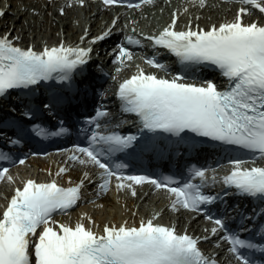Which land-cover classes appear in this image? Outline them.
<instances>
[{"label": "snow or ice", "instance_id": "snow-or-ice-1", "mask_svg": "<svg viewBox=\"0 0 264 264\" xmlns=\"http://www.w3.org/2000/svg\"><path fill=\"white\" fill-rule=\"evenodd\" d=\"M196 3L197 0H192ZM205 6L206 0H198ZM264 14V0H238ZM105 5H114L117 0H103ZM152 4L154 0H143ZM128 7L139 8L140 4ZM247 7H241L234 22L213 26L210 30L176 31V20L157 36H148L154 46L166 49L184 65H212L229 81L225 90L207 82L205 85L185 83L184 76L172 79L158 78L139 69L136 75L119 85L118 98L122 110L139 117L143 129L149 132L181 136L192 133L225 145L257 153L264 158V25L245 24L243 16L250 15ZM4 13L0 12V16ZM108 33L99 37L106 38ZM96 41H93L95 43ZM129 44L140 45L139 40L128 38ZM91 48L59 47L45 48L42 52L32 48L14 46L7 36L0 37V97L13 89H27L42 81L59 79L67 81L78 68L89 62ZM133 54L121 47L117 63L132 61ZM153 68L165 70V65L155 59L145 61ZM120 69H118L119 71ZM108 112L99 111V118ZM97 128L92 132L88 147H76L70 156L81 165L91 164L101 171L102 191L109 190L113 178L117 190L132 189L134 185L151 184L157 190L165 189L173 202L171 209L183 208L198 212L203 205H212L217 197L202 192L209 181L206 170L195 169L192 182L182 187L172 179L160 181L147 176L123 175L117 164L115 170L104 162L108 154L132 147L136 136L101 134L96 120L90 121ZM37 136L62 135L66 129L49 133L43 128L33 129ZM79 153L81 155H76ZM81 156L85 158H81ZM8 156L0 153V160ZM21 165L25 160L19 161ZM246 160H237L222 183L235 189L240 195L264 199V167L247 168ZM61 168L57 175L65 173ZM85 179L88 174L85 173ZM212 182L216 181L213 176ZM13 183L9 169L0 170V183ZM71 183V182H70ZM83 181L73 187H62L55 180L37 183L27 180L22 188H16L6 209L0 217V264H216L206 257L199 247L200 240L179 234L174 227L156 224L153 219L141 221L139 226H105L98 234L77 223L75 226L54 220L55 214H68L81 200ZM216 227L213 236L226 230L222 219L208 216ZM223 239L239 264H251L241 250L257 249L258 246L238 235L225 234Z\"/></svg>", "mask_w": 264, "mask_h": 264}, {"label": "bare ground", "instance_id": "bare-ground-1", "mask_svg": "<svg viewBox=\"0 0 264 264\" xmlns=\"http://www.w3.org/2000/svg\"><path fill=\"white\" fill-rule=\"evenodd\" d=\"M206 3L208 5L205 7L199 2L193 3L192 0L158 2L141 11L123 12L119 16L120 19H117L114 18L112 10H104L100 4H88L85 8L74 6L61 15L59 9L62 4L44 6L35 4L31 0H21V3L18 0H0V12L6 11L7 14L0 20V34L7 36L18 45H23L27 49L33 48L38 52H42L45 48L59 47L61 44L65 47L85 49L93 44V41L97 42L105 33L121 27L124 20L134 21L142 31L154 28L153 17L162 23L163 30L171 25L174 19L176 20L175 28L180 31H186L189 27L192 30H210L213 26L218 28L221 24L234 22L242 7L235 4H222L219 1ZM9 5L10 8H6ZM22 7L24 8L21 9ZM11 9L16 10L17 13H12ZM243 21L245 24L256 21L264 23V18L262 13L255 10L254 13L243 16ZM154 32L159 35L162 31ZM131 64H137V68L120 64L114 70L115 75H121L119 77L123 78L130 77L138 68L145 67L138 61H133ZM113 82L112 79L111 83ZM58 161H60L59 157L31 160L29 163L32 168L26 165L10 174L14 179L13 187L19 184L22 186L29 179L36 182L62 179L63 174L57 175L62 168L58 166ZM62 180L69 185L77 184L79 181L86 184L82 172L77 169ZM10 184L0 186V217H2L4 205L13 196V187L10 188ZM145 189L139 191L137 197H133L130 193L109 194L96 204L79 208L69 218L63 219V223L70 226L84 223L93 231L103 233L105 226L119 227L125 222L130 227L139 226L142 220L147 221L158 217L154 220L156 224L174 227L178 233H187L193 237H200L199 233L208 227L193 214L172 216L166 196L162 193L151 195L149 190Z\"/></svg>", "mask_w": 264, "mask_h": 264}, {"label": "rangeland", "instance_id": "rangeland-1", "mask_svg": "<svg viewBox=\"0 0 264 264\" xmlns=\"http://www.w3.org/2000/svg\"><path fill=\"white\" fill-rule=\"evenodd\" d=\"M156 18V17H155ZM156 20V19H155ZM157 22H159L160 23V26L162 25V23L159 21V20H157ZM16 34V33H15Z\"/></svg>", "mask_w": 264, "mask_h": 264}]
</instances>
